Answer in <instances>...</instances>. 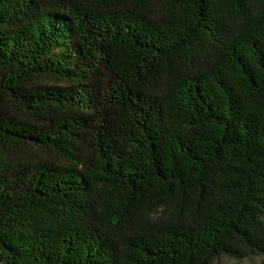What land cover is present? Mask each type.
<instances>
[{
  "label": "trees",
  "instance_id": "obj_1",
  "mask_svg": "<svg viewBox=\"0 0 264 264\" xmlns=\"http://www.w3.org/2000/svg\"><path fill=\"white\" fill-rule=\"evenodd\" d=\"M253 254L264 0H0V264Z\"/></svg>",
  "mask_w": 264,
  "mask_h": 264
},
{
  "label": "rangeland",
  "instance_id": "obj_2",
  "mask_svg": "<svg viewBox=\"0 0 264 264\" xmlns=\"http://www.w3.org/2000/svg\"><path fill=\"white\" fill-rule=\"evenodd\" d=\"M51 84L58 85L54 82H51ZM215 264H264V255L253 254L240 259L229 255H221L216 259Z\"/></svg>",
  "mask_w": 264,
  "mask_h": 264
}]
</instances>
